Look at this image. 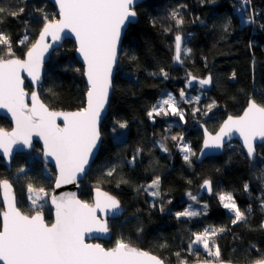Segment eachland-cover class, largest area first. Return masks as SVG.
<instances>
[{"label":"trees","instance_id":"16d2710c","mask_svg":"<svg viewBox=\"0 0 264 264\" xmlns=\"http://www.w3.org/2000/svg\"><path fill=\"white\" fill-rule=\"evenodd\" d=\"M240 1L145 0L135 7L137 21L129 25L123 37L108 113L101 123L100 150L81 184L82 200L90 203L92 188L100 187L124 207L121 217L108 220L111 236L102 241L105 247L122 241L146 249L168 264H180L181 260L193 263L209 259L201 248L189 250L193 234L223 228L212 238L222 260L249 264L264 259V142L257 146L252 161L232 141L220 156L198 163L196 155L202 140L199 121L189 128L171 110L167 115L148 116L160 93L170 91L188 122V111L194 108V102L187 104L180 92L196 90L184 87L190 75L212 77L211 89L204 91V97L197 103L202 111L196 115L207 117L202 122L210 131L226 115L238 114L249 98L264 104V0H250L248 4L247 12L254 15L253 23H242L235 7ZM0 8L4 9L0 12V33L10 39L15 57L19 58L36 39L45 23L44 16L50 20L57 18L53 5L46 0H0ZM21 8L23 12L19 11ZM174 9L184 21L178 26L170 16ZM229 19L231 24L225 31ZM177 32L188 34L186 46L191 49L187 55L182 54L181 65L174 60ZM24 35L29 38L21 45L19 41ZM0 50V55L9 58L5 55L6 46L0 45ZM74 50L73 41L67 39L52 51L46 63L38 91L52 109L68 111L84 107L83 67ZM26 88L32 90L28 83ZM209 105H213L210 111ZM121 123L127 126L121 128ZM0 127L10 129L11 123L1 116ZM173 136L177 139L173 140ZM179 137H185L190 145V163L176 150ZM209 167L215 169L219 183L244 212V221L233 224L214 192L197 198L206 203V212L176 216L185 207L183 197L188 195L191 199L208 179ZM110 171L112 175H108ZM157 177L161 194L158 202L151 201L143 192V186ZM54 178V169L42 159L38 142L29 151L16 153L10 170L0 162V181L10 180L17 205L25 214L35 213L27 201L29 185L50 194ZM42 211L50 223V206Z\"/></svg>","mask_w":264,"mask_h":264},{"label":"snow or ice","instance_id":"6c2138e0","mask_svg":"<svg viewBox=\"0 0 264 264\" xmlns=\"http://www.w3.org/2000/svg\"><path fill=\"white\" fill-rule=\"evenodd\" d=\"M135 3L136 0H56L60 19L50 20L46 15L44 16L45 23L39 38L26 52V59L23 60L15 57L10 39L0 33V45L7 47L5 55L9 57L6 59L4 55H0V108L11 112L16 121V127L11 133L0 129V149H3L5 156L10 154L12 144L18 140L26 145L30 144L32 134L36 133L44 139L47 148L45 155L55 157L60 169L57 187L61 183L73 181L77 173L84 172L88 157L100 138L97 124L111 86L110 76L112 65L116 60L117 42L122 29L137 15L133 7ZM243 3L244 6L239 9L242 16L247 11L250 0H243ZM3 11L4 9L0 8V12ZM19 11L23 12V9ZM170 16L177 26L184 22L176 9L170 13ZM245 22L253 23L254 20L249 17ZM230 24L229 19L224 25L225 31ZM65 29L75 34L80 46L79 51L87 64L86 75L91 86L87 93V107L72 113L52 112L39 102L37 94L33 92V103L29 108L24 102L25 93L21 87L20 71L21 69L27 71L33 81H39V68L43 54L51 47L45 39L51 36L53 40H59L60 33ZM27 40L28 37L25 36L19 44L23 45ZM182 44V36L177 34L174 60L179 63H183L182 54L187 55L191 52L190 48L183 47ZM161 74L167 78V73L163 69ZM193 79L196 78L193 77ZM198 82L202 86L210 85L212 78L209 76ZM180 97L181 99L185 97L183 90L180 92ZM196 99L198 100L199 97ZM208 107L210 111L213 105ZM168 109L173 115H180L183 119V113L179 111L177 101L171 94L162 99L159 105H154L148 112V116L152 118L154 114L162 113L167 115ZM57 116H63V127L56 123ZM126 126V123L120 124L121 128ZM233 130L238 131L244 138L247 154L253 156L254 141L257 138L264 140V104L250 98L243 116L228 117L220 133L212 138L211 146L222 147V137ZM172 139L175 140L177 137L173 136ZM208 146L209 141L205 140V147ZM182 150L186 153L183 159L190 163L191 149L184 145ZM108 175H112V172L110 171ZM0 185L4 189L5 200L8 203V210L3 213V230L0 231V261L3 264H164V261L157 256L122 241H118L116 247L109 250L98 244L84 243L85 232L108 231L105 224H99L95 229L93 227L98 223L95 212L101 207L99 199L101 195L105 198L104 207L113 213L120 209L119 201L106 193L98 192L95 207L75 199L74 196L61 197L59 201L53 198L56 206V220L48 226L39 210L35 215L28 216L23 215L16 208L14 197L10 196L11 185L7 180L0 181ZM158 186L159 177L145 191L157 189L149 193L157 196L159 195ZM204 187L211 191V182L205 180ZM247 188L248 185H245V190ZM43 191L39 189V192H36L32 185H29V192L36 193L35 199L32 200L33 205H37L38 201L43 199L39 194ZM191 198L196 199L194 196ZM219 199L225 209L234 213L233 224L246 219L231 193L220 194ZM38 207L42 209L44 205L39 204ZM199 214L186 210L177 215ZM218 231L222 232L224 229H205L203 233H194L195 239L189 244V250H192L193 245H202L208 256L214 258L215 264H226L220 258L219 247L214 243L210 245L211 237ZM177 255L179 256V253ZM180 264H186V261L181 260ZM205 264L210 262L205 261ZM255 264H264V259L257 260Z\"/></svg>","mask_w":264,"mask_h":264},{"label":"water","instance_id":"95a60500","mask_svg":"<svg viewBox=\"0 0 264 264\" xmlns=\"http://www.w3.org/2000/svg\"><path fill=\"white\" fill-rule=\"evenodd\" d=\"M28 1H31V0H28ZM46 1H48L49 3H51L53 5L55 11L57 12L56 20H59L60 19L59 6L56 4V0H46ZM143 1H145V0H136V3L133 5L134 10H135V7L138 4L142 3ZM233 1H237V0H233ZM136 21H137V15H136L135 19L130 24H134ZM130 24H126V26L122 29L120 38H119V40L117 42L116 60H115V62L112 65V71H111V76H110L111 86L108 89L107 100H106V102L104 104L103 109L100 112V116H99L98 124H97V128H98L99 133H100V138H99V140L96 143V147L93 148L92 153L88 157V163L84 166V168H85L84 172L77 173L76 178L73 181H71L69 183H61L60 186L57 187V179L60 176V169H59V167H58V165L56 163L55 157L50 156V155H45V153L47 151V148L45 146L44 139L41 136L37 135L36 133L32 134V136L30 138V144L26 145L20 140H18L16 143L12 144L11 145V152L7 156H5L3 149H0V157H1V161L0 162H1V164L5 165L8 170H10L11 162H12V160H13V158H14L16 153H25V152L29 151L33 147L34 142H38L41 145L42 159L44 160V162L46 164L50 165L54 169V173H55V178H54V182H53V189L50 192L49 197H48L49 206L51 208V216H52V219H51L50 223L47 222V220L45 219L44 214L41 212V214H42V216H43V218L45 220V223L48 226H51L53 223H55V220H56V206L53 203V198H55L57 201H59L61 197L68 198V197H73L74 196L75 199H77V200H79V201H81L83 203H87L88 205H90L92 207H95L96 206V202H97V198H98L97 194L99 192L100 194L106 193L108 196L113 197L117 201H119L114 195H112L111 193L107 192L106 190H104V189H102L100 187L92 188L91 203H88V202L82 200L81 197H80V193H81V184L85 180L86 174L88 173L92 162L95 160V158L97 157L98 152L100 150V146H101V142H102V137H101V132H100L101 123H102L104 117L108 113V105H109L110 97H111V94H112V91H113L112 83H113V79H114L115 74H116V69H117V65H118V61H119V53H120V49H121V44H122V40H123V37L125 35V32H126V30H127V28L129 27ZM43 26H44V24L40 28V30H39V32L37 34V37H36V39L34 40L33 43H35L36 40L39 38V35H40V32H41ZM178 34L182 36V40L184 41V36L181 33H178ZM175 36H174V49H175ZM67 39H70V40L73 41V43L75 45V50H74L75 57L81 63V65L83 67V79H84L85 86H86V91H85V94H84V107L83 108L87 107V93H88V91H89V89L91 87L89 82H88L87 75H86V73H87V64H86V62L84 60L83 55L79 51V47L80 46H79V42L76 39L75 34L72 33L71 31H69L68 29H65L63 32L60 33V39L59 40H53V38L51 36L46 37L45 42L47 44L51 45V47H49L48 50L46 52H44V54H43V57H42V60H41V64H40V68H39V76H40L39 81H33L32 77L28 74L27 71H25L23 69H21V71H20V77H21V80H22L21 87L23 88L24 93H25L24 102L29 108L32 107V103H33V101H32V93L35 92L37 94V98H38L39 102L44 104L45 107L48 108L49 111L57 112V113H72V112H77V111H80V110L83 109V108H81V109H77V110H68V111L52 109L43 101V99L40 97V94H39V91H38L39 90V86L43 82L46 63L48 62L52 51L55 50L56 48H59L63 44V42L65 40H67ZM32 44H31V46H32ZM31 46L29 48H31ZM29 48L26 50V52L29 50ZM26 52H25L24 56L22 58H20V59H22V60L26 59ZM174 56H175V54H174ZM16 58H19V57H16ZM176 63L178 65H181V63H179V62H176ZM209 76H211V75L207 74V75H205L203 77L190 75L184 81V83H183L184 87L187 88V89H192V88L196 87V88L201 89L202 91H209L211 89V87H212V83L210 85L202 86L198 82L200 79H204V78H207ZM193 77H195L196 79H193ZM189 82H191V83H189ZM27 83L31 86V89H32L31 91H29L26 88ZM249 99H248V101H249ZM248 101H247L246 105L243 107V109L238 114H228V115H226L221 120V122L219 123V125L217 126V128L214 131H210L207 128V126L205 125V123L202 122V121H199L197 123V127H199L201 132H202L201 145H200V148H199V150L197 152V155H196V161L198 163L202 162L203 160H205V159H207L209 157L220 156L223 153V151L225 149V146L228 143L232 142V141H235V142L238 143V145L241 147V149L243 150V152L246 155L248 160L252 161L256 157V155H257V146L262 144L264 142V140H261L260 138H257L254 141L255 152H254L253 156H249L247 154V147L244 144V138L240 135V133L238 131H235V130L229 132L227 135H224L222 137V147L216 148V147L211 146L212 138L217 136L220 133V130H221L222 126L224 125V122L228 119V117L231 116L233 118H236V117L243 116L244 111L248 107ZM1 116L6 117L10 121L11 128L10 129H5V128H1L0 127V129H3L4 131L11 133L16 127V121L13 118L12 113L9 112L5 108H0V117ZM56 123L60 127H63L64 126L63 116H57L56 117ZM205 140L209 141V146L208 147H205ZM3 180H7L9 182V184L11 185L10 196L14 197L16 208L23 215H28V216L35 215L36 212L31 214V215H29V214H25L24 212H22L19 209V207L17 205V198H16V195H15L14 187H13L12 183L8 179H3ZM3 180H1V181H3ZM206 180L211 182V191H209L207 189V187H204V182H205V180H204L203 183L201 184L199 190L197 191V194L193 195L194 197H196V199L197 198H201L203 195L210 196L213 193V183H212V181L210 179H206ZM0 199H1L2 206H3V210L0 212V219H1L0 231H2L3 230V213L8 210V203L5 200V194H4V189H3L2 185H0ZM99 199L101 201V207L97 208L96 212H95L96 221L98 223H97V225H94L93 227L95 229V227H97L99 224H105L107 226V228H108V231L107 232H101V231L93 230L92 232H85L83 239H84V243L85 244H93V245L98 244L102 248H104L106 250H109V249H112V248L116 247V244L114 246L108 247V248L105 247L102 244V241L108 240L110 238V236H111L108 220L116 219V218L121 217L124 214V207L121 204V202L119 201L120 209L117 212L113 213L110 209L104 207V203H105L104 196L101 195L99 197ZM130 246L138 248V249H140L142 251L148 252L150 255L157 256L156 254H154V253H152V252H150V251H148L146 249H143V248H140V247H137V246H134V245H130ZM157 257L160 258L159 256H157ZM205 261L210 262V264H215V260L196 261V262H193V263H186V264H205ZM224 262H226V264H227V262H230V261H224ZM255 262L249 263V264H255ZM0 264H3V262L0 261ZM164 264H168V263L164 262ZM231 264H242V263L231 262Z\"/></svg>","mask_w":264,"mask_h":264},{"label":"rangeland","instance_id":"374dc122","mask_svg":"<svg viewBox=\"0 0 264 264\" xmlns=\"http://www.w3.org/2000/svg\"><path fill=\"white\" fill-rule=\"evenodd\" d=\"M244 6V3H243V0L242 1H240V3L239 4H236V12L239 14V16H240V18H241V21H242V23H246L245 21L249 18V17H252L253 18V20H254V15H252V12L250 11V13L249 12H247V11H245L244 13H243V16L241 15V13H240V11H239V9H241L242 7ZM247 8H248V5H247ZM56 20V19H55ZM178 33H181L183 36H184V41H183V44H182V46L183 47H187L186 46V39L188 38V34H186L185 32H177L176 34H178ZM25 36H27L28 38H29V35H24L23 36V38L25 37ZM22 38V39H23ZM26 42V41H25ZM188 77H186V79H187ZM185 79V80H186ZM195 91L194 92H184L185 93V97L183 98V100L184 101H186V103L188 104V102H194L193 103V105H194V108L192 109V110H190V111H188V119H190L188 122H186V120H185V118H184V116H183V119H181L180 117H177V120L179 121V122H182L184 125H186L187 127H192V125H193V123L194 122H197V121H202V120H204L205 118H207V117H205V115H203V116H201V117H197L196 115H197V113L198 112H201L202 110L197 106V103L200 101V99L201 98H203L204 97V91H202L201 89H199V88H196L195 87ZM168 94H171L174 98H175V100L177 101V99H176V97L174 96V94L173 93H171L170 91H163V92H161L160 93V95L158 96V98H157V100L154 102V104H153V106L154 105H159V103L162 101V99H164V98H167V95ZM197 97H199V99L197 100L196 98ZM204 105V104H203ZM165 108L167 109V106H165ZM185 108V107H184ZM183 108V109H184ZM168 110H170V109H168ZM184 110H186V109H184ZM188 110V109H187ZM169 113V112H168ZM163 114V113H162ZM161 115V114H160ZM178 143H177V147H176V150H178L179 152H181V154L184 156L186 153L182 150V147L184 146V145H187V147L188 148H190V145H189V143H188V141H186L185 140V137H179L178 138ZM191 149V148H190ZM208 179H210L211 181H212V183H213V192L217 195V197H218V199H219V195L220 194H227V193H229V192H227L226 191V189L219 183V181H218V179L215 177V169L213 168V167H209L208 168V177H207ZM153 182V181H152ZM152 182H150V183H148V184H146V185H144L143 186V192L147 195V196H149V199H151V201H157L158 202V200H160L161 199V194H160V187L158 186V191H159V195H157V196H153V195H150L149 193L151 192V191H155V190H157V189H148V191H145V189L146 188H148V186L150 185V184H152ZM34 189V188H33ZM36 190V192H39V189H35ZM42 197H43V199L42 200H40V201H38V203H37V205H33V203H32V200L33 199H35V195H36V193H34V192H27V196H28V199H27V201H28V203H29V205H31L32 207H34V211L35 212H37L38 210L40 211V212H43L42 210H43V208L44 207H46V206H49V201H48V197H49V191H46V190H44L42 193H39ZM183 199H185L186 200V204H185V207L182 209V210H180V211H178V212H176V216L177 217H189V216H178L177 214L178 213H182V212H185L186 210H189V211H195V212H197V213H204V212H206V203L205 202H203V201H199L198 199H195V200H193V199H190V197L187 195V196H185V197H183ZM220 200V199H219ZM221 202V201H220ZM91 203V202H90ZM39 204H43L44 205V207L42 208V209H40L39 207H38V205ZM222 204V203H221ZM222 206H223V204H222ZM226 211H227V213L232 217V220L234 219V213L233 212H230L228 209H225ZM209 230H211V229H209ZM205 231V229L201 232V233H203ZM219 233V231L217 232V234ZM212 238H213V236L211 237V239H210V245H212V243L214 242V240H212ZM195 239V236L193 235V238H192V241ZM195 248H201L202 249V251H204L206 254H207V252L203 249V247H202V245H193V248L192 249H195ZM208 255V254H207ZM208 260H214V258L213 257H211V256H209V259Z\"/></svg>","mask_w":264,"mask_h":264}]
</instances>
